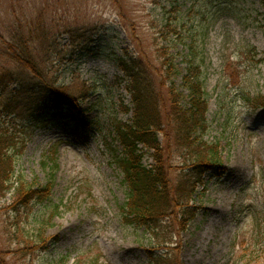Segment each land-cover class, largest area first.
Instances as JSON below:
<instances>
[{
	"label": "rangeland",
	"instance_id": "374dc122",
	"mask_svg": "<svg viewBox=\"0 0 264 264\" xmlns=\"http://www.w3.org/2000/svg\"><path fill=\"white\" fill-rule=\"evenodd\" d=\"M166 22L179 35L169 33V46L181 72L189 58L202 75V139L221 167L204 175L186 230L172 216L154 238L120 211L128 189L114 163L116 126L130 124L134 106L118 60L141 58L168 108L158 87ZM12 47L30 50L36 73L9 56ZM2 75L11 80L0 86V126L14 136L13 179L52 189L26 206H14L13 189L0 198V264H148L151 249L178 264H264V0H0ZM181 84L179 75L187 95ZM58 91L77 104L63 110L74 118L39 111ZM39 112L46 117L33 122ZM159 140L175 191L191 154L173 133ZM139 145L150 168L152 150Z\"/></svg>",
	"mask_w": 264,
	"mask_h": 264
},
{
	"label": "trees",
	"instance_id": "16d2710c",
	"mask_svg": "<svg viewBox=\"0 0 264 264\" xmlns=\"http://www.w3.org/2000/svg\"><path fill=\"white\" fill-rule=\"evenodd\" d=\"M160 32L165 44H161L158 48L160 61L158 77L161 79L158 82V87L166 88L169 107L166 108L165 105H162L164 97L147 78L145 65L141 58L127 54L123 59H119V67L129 78L128 91L132 96L134 114L131 125L118 123L116 126L117 137L123 149L114 158V163L123 174L128 188L127 199L120 207L123 221L144 228L149 236L154 238H158L160 233H164L168 227L164 222L172 216L178 229L186 230L188 222L192 221L197 213L196 207L190 204L196 193V187L198 185L205 187L203 175L209 171H215L217 167L221 166L215 145H208L201 140L202 134L207 131L205 116L207 94L202 84V75L198 68L189 61V58H187L185 72H181L176 62L177 55L170 50L169 46L171 42L176 41L169 37V33L179 38L171 22H166L164 29ZM179 42L183 43V41ZM183 44L188 46L186 43ZM187 48L189 49V47ZM189 51L193 52L192 49ZM190 52L188 55L191 54ZM9 56L24 68L34 73L37 72L36 62L27 47L18 49L12 47ZM179 75L182 88L187 91V95L175 87V78ZM10 82L11 80L7 77L0 76V86ZM184 98H186L185 102H183ZM8 101L10 102L9 99ZM68 105H72V99L58 91L46 106L44 104L39 108V111L47 109L48 112L59 113V110ZM6 113L7 116L10 115V111ZM45 114L39 112L31 119L36 122L45 118ZM160 133H163L164 137L173 133L176 140L185 145L191 154L189 163L181 167L188 171L183 174L184 176L177 184L175 191L172 190L171 180L165 171L163 148L158 140ZM12 136V132L5 129L2 124L0 126V198L13 189L16 194L14 206H26L31 201L42 203L48 199L51 193L52 185L49 181L41 184L35 179L30 182L21 178H19L20 180L13 179L15 175V143L14 136ZM140 143L153 150L154 163L150 168L144 167L141 163L142 155L138 152L137 147ZM53 164L55 163L53 162ZM164 243L171 242L165 240ZM167 247L170 246L164 244L163 248ZM148 253V264H178L177 261L171 263V257L167 252L156 254L151 249Z\"/></svg>",
	"mask_w": 264,
	"mask_h": 264
}]
</instances>
